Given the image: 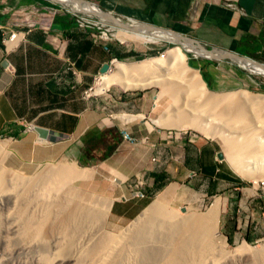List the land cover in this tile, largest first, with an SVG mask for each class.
<instances>
[{
  "label": "crops",
  "instance_id": "obj_1",
  "mask_svg": "<svg viewBox=\"0 0 264 264\" xmlns=\"http://www.w3.org/2000/svg\"><path fill=\"white\" fill-rule=\"evenodd\" d=\"M89 1L115 17L178 33L208 49L264 65V0ZM30 5L49 3L0 0V26L24 34L16 46L6 47L0 31L2 175L16 172L25 178L54 164L84 169L88 177L76 183L80 191L88 202L106 204V220L116 224L134 220L171 187L192 190L199 199L215 197L222 233L229 242L264 239V194L241 184L227 159L218 158L224 153L216 141L203 137L190 141L177 132L182 129L155 123L160 111L153 91L123 90L112 84L102 95L82 96L112 56L138 54L96 38L95 29L78 27L58 5L48 31L40 27L28 31L18 23L16 11ZM188 61L201 79V73L209 78L210 90L241 86L250 79L228 60ZM34 127L45 129L47 138H40ZM122 131L136 142L123 141ZM95 134L108 145L116 142V148L101 161L80 165L84 143ZM138 182L141 185L136 186Z\"/></svg>",
  "mask_w": 264,
  "mask_h": 264
},
{
  "label": "bare ground",
  "instance_id": "obj_2",
  "mask_svg": "<svg viewBox=\"0 0 264 264\" xmlns=\"http://www.w3.org/2000/svg\"><path fill=\"white\" fill-rule=\"evenodd\" d=\"M65 2L68 3L69 1L64 0ZM72 6L74 7L75 5ZM82 9L99 14V10L92 5L84 4ZM133 37L144 42H157L160 39L167 41L176 40L173 34L161 31H139L133 33ZM182 43L185 50L194 51V46L190 41L186 40ZM166 54V61H162L160 58H152L133 63L116 62L115 69H111L110 73L108 72V74L104 75L103 81L96 91L102 92L112 84L119 86L123 90L144 88L152 84H163L167 78L166 76L164 79L153 80L150 77H145L147 76L146 73L152 72L150 71L152 69L164 66L167 64V61L175 62L177 66L174 72L177 70L180 79H184L183 81H185L177 82L186 84L188 96L190 98L195 97L193 99H196V101L192 100V102L199 103V107L194 106V103H190L189 106L184 107L186 112L174 113L170 117L164 116V119L159 120V118L155 120V123L160 126H169L182 130L192 128L206 137L220 139L226 146L228 158L226 159L230 162L234 171L241 177L252 178V181L256 183V178L258 177L255 175V178L254 173H264V95L248 94L245 91L228 95H212L206 89L197 71H193L186 66L185 55L181 48L176 46L169 49ZM197 54H202V51H197ZM247 70L255 74L264 75L263 71L251 66ZM174 86H168V94L173 99L177 96L175 94L177 85ZM215 119H221L220 124L218 123L220 126L216 127L212 125L214 123L212 121ZM82 170L81 173L75 170L74 166H70V168L62 167L58 171L41 173L38 179H30L28 182H24L18 178L16 184L21 186L23 184L21 192L25 190L26 185L29 188L36 181L40 182L39 184L42 185L38 189L40 195L37 197L30 195L27 198L28 200L37 198L38 200L35 202L39 203L35 204L33 206L34 209L32 208L30 212H20V208L17 206L19 203H15L17 197L13 199V207L19 208L18 211H15L16 215L23 219H21V222H18V218L14 219L13 217L11 220H7V217L4 218L8 224L6 226L8 234L6 240L11 238L9 234L14 236L17 231H20V227H13L14 224L21 223L23 225L22 228H31L33 232H40L44 228L42 225L55 223L56 219H41V217H50L52 215V212H49L45 206L46 202L52 199V197L46 192L63 187L64 182L68 180L73 183L76 181L84 182L87 177ZM8 180L6 181L7 184H9ZM3 181L5 182V180ZM18 189L19 187L16 189L14 186L7 188L9 191H16ZM72 191H75V189L72 188ZM1 194L4 195L3 193ZM75 197L78 199L85 198L81 193L75 194ZM75 197L74 200H76ZM167 197H169V193L168 190H165L138 216L135 224L131 225L130 229L118 235L106 236L102 232V227L99 223L96 226L90 225L74 242V238L72 237L57 236L52 238L50 244L40 245L41 248L39 249H41L42 254L50 264H221V259L233 260L235 257L249 258L248 260L264 264V246L260 250L250 251L245 244H242L231 254L225 250L226 243L217 230L213 232V238L210 239L209 233L212 228H215L218 221L219 205L217 202H214L210 206L209 213L206 216L188 215L180 217L175 210L166 205ZM0 199L2 200L3 196ZM17 202L19 201L17 200ZM0 205L6 207L3 202ZM43 206H45V210H43ZM70 206V209L64 215L60 212L62 216L57 219L60 225L58 227L60 232L62 230L66 231L69 224H86L89 222V217L86 215L87 213L83 207L79 204H72ZM97 207L98 212H103L105 211L106 204L100 203ZM80 212H85L86 214L83 215L88 218L86 217L87 219L83 220L74 219L82 215H80ZM1 217L3 218L4 216ZM6 243L9 246V243ZM23 250L21 252L18 250L17 254L32 255L31 252H24ZM37 253L39 256L37 257V264L40 261L44 263L43 255L40 252ZM12 255H14L13 252ZM12 255L8 252V248L0 251V256L6 259L4 264H24V262L18 263L14 261ZM30 255L27 257H30ZM32 256L31 258H33Z\"/></svg>",
  "mask_w": 264,
  "mask_h": 264
},
{
  "label": "rangeland",
  "instance_id": "obj_3",
  "mask_svg": "<svg viewBox=\"0 0 264 264\" xmlns=\"http://www.w3.org/2000/svg\"><path fill=\"white\" fill-rule=\"evenodd\" d=\"M109 25H107V26L110 28V34L112 35L111 36L112 42L117 44L119 47H126V48L133 49L138 54V56H135L133 58L129 57V58H125V59H119L118 62L133 63V62H139V61L148 60V59H152V58H160L159 55L161 53H164V57L160 58V60L166 61V58H167L166 52L169 49H172V48L178 46L179 48L182 49V52L185 55L186 66L189 67L190 69H192L193 71L194 70L197 71V69H195L194 67L189 65L188 60L189 59H195V58H202V56H200V55L198 56L194 52H186V51H184V49L179 44H177L175 42L167 41L165 39H160L157 42L139 41L133 37V33H135V32L130 33V32H127L125 30L122 31V29H119V28L113 26L112 24L110 25L111 27ZM124 35H126L127 37ZM148 53H153V55L149 56ZM223 61H225V60H223ZM228 61H230V60H228ZM230 62L233 65H237L236 63H234L232 61H230ZM176 66L177 65L175 62H171V61L168 62L167 61V64H165L164 66H161V67L156 68V69H152V70H150L152 72L146 73L147 76H145V77H150L153 80H157L159 78L164 79V77L166 76L167 78L165 79V82L163 84H160V85L152 84L148 87L135 88L134 89L135 91H144L147 89V90L154 92V94L157 97L158 104H159V111H160V116H159L160 119L159 120L164 119V116L170 117V115L174 114V113L186 112L184 107L189 106L190 103H194V102H192V100L196 101V99H193L195 97L190 98V96H188L186 84L177 82V81H181V82H185V81H183L184 79H180V76L177 73V70L174 72V69ZM112 67H114V64L112 65ZM245 72L247 73V75L250 79L248 82L242 83L241 86L232 87V88L224 89L221 91L210 90L207 87H206V89L209 92H211L212 95H228V94H233V93H239L241 91H245L248 94L250 93V94L264 95V91L260 88V85L264 86V75L255 74V73H252L249 71H245ZM197 73L199 74L198 71H197ZM199 76H200V74H199ZM172 85L173 86L177 85V88L175 89V91H176L175 94L177 96L174 99L168 94V86L170 87ZM114 86L117 88H120L119 86H117L115 84H114ZM196 104L197 103H194L193 105L196 107H199V103L197 105ZM220 120L221 119H215L214 121H212V122H214V123H212V125L213 126L215 125L216 127L220 126V125H218V123L221 122ZM177 132H180L184 137H186V138L189 137L192 140H194L195 138H202L203 137V138H209V139L216 141L220 145L222 152L224 153V157L227 158L226 146L222 143V141L220 139H218L216 137L215 138L206 137V136L202 135L200 132H198L192 128H186V129H183L182 131L179 130ZM192 135H195V137L193 138ZM229 164H230V162H229ZM230 166L232 167L231 164H230ZM62 167H69L70 168V166H66V165L61 166V165H57V164L41 166V167L37 168L35 171H33L30 174V176L25 177V178L19 177V175L16 174V172L11 173V174L8 173L7 177H4L3 176L4 174L2 175V173L0 172L1 173L0 174V177H1L0 178V188H1L0 189V197L3 196V199L2 200L0 199V203L3 202L4 205L6 206V207H4V206L0 205V251L8 248V252L10 253V255H12V252L14 254V255H12L13 260L18 262V263L24 262V264L25 263L30 264L32 261L33 264H37V262H38L37 257H39L37 252H40L42 254V251L39 248H41V246H43V245H47L48 243L50 244L53 237H57V236H59V237H61V236L72 237V238H74V240L72 239L74 242V241H76V238H79L84 233L85 229H88L90 227V225L96 226V225H99V223H100V226L102 227V232L105 233L106 236L118 235L121 232H125V230L130 229L131 225L135 224V221L138 219L139 215L134 220L130 221L129 223H122V224L118 223V224H116V223L107 222L106 214L108 213V207L107 206L105 207V211L98 212V207H97L98 205H95L93 202H90V201L88 202L87 199H85V198H79L78 199L77 197H75V194H79V193H81L82 195L85 196V193L83 194L80 191V186L78 184H76V183H78V181L73 183L72 181L68 180V181L64 182L65 184L63 187H60L57 190H50V191L46 192L49 196L52 197V199L48 200L46 202L47 204L45 205L47 207L48 211L52 212V215L50 217H41V219H48V220L56 219L55 223H53V224L47 223V224L42 225V227H44V228L41 229L40 232H33V230L31 228H22L23 225H21V223L17 224V225L14 224L13 227H20V231H17V233L14 236L12 234H9V236L11 238L9 240H6V236L8 235L6 232V226L8 224H7L6 219H4V218L7 217V220H11L14 217V219L18 218L17 219L18 222H21V219H23V218L20 216H17L15 211H18L19 208H20L19 209L20 212L21 211H23V212L32 211V208L34 209L33 206L35 204L39 203V202L38 203L35 202L38 199L33 198L31 200H28L27 198L30 195L33 197H37L38 195H40V192H38V189L42 186L41 184H39L40 183L39 181H36V183L34 185H32V187L29 186V188H28V185H26L25 190H23V192H21L22 191L21 189L23 188L22 187L23 184H22V186L16 184V180H18V178H20L24 182H28L30 179H38L41 173L58 171ZM232 169H233V167H232ZM75 170L81 172L82 169H80V170L75 169ZM82 171L84 172V175L86 177H88L86 170L83 169ZM261 174L264 175V173H259V172L254 173V177L255 178H256V176L258 177V178H256L257 179L256 183H254V181H252L253 180L252 178H246V177H241V176H239V178H240L241 184L244 187L251 188L252 191L256 190V192L258 194L263 195L264 194V184H261L260 181H262L264 183V177ZM104 178L105 179H103V180H106V179L111 180V177L104 176ZM6 179L7 180L9 179L8 180L9 184L6 183V181H7ZM3 180H5V182ZM13 186L16 189L19 187V189L16 191L15 190H13V191L7 190V188H11ZM72 188H74L77 193L75 191H72ZM1 193H3L5 196L2 195ZM198 194H199L198 192H194L192 190L183 191V190H181V188L174 190L171 187V192H169V197L166 198V200H167L166 205L169 206L170 208H172L173 210H175L177 215L180 217L188 216V215L206 216L209 213L210 206L213 205L214 202H216V201H213L215 197L208 196L207 198L199 199ZM15 197H17V200L19 201V202H17V200H15V203H19V204H17V206H19V208L13 207L12 203H13V199ZM74 197L76 198V200H74ZM155 198H153L152 201ZM20 202H22V203H20ZM72 204H76V205L79 204L81 207H83L84 211L87 213L86 214L85 212H83V213L80 212V215L81 214L82 215L78 216L74 219L83 220V219H87L89 217V219H88L89 222L86 224H83V223L69 224V226L67 228V230L70 229L69 231H67V230L63 231L62 230L60 232V229H58V227L60 225H59L57 219L60 218V216H62L61 214L64 215L70 209V207H71L70 205H72ZM21 205H23V206H21ZM45 206H43V208ZM147 207L141 212V214L147 209ZM45 209L46 208H44L43 210H45ZM60 212H61V214H60ZM83 214L88 215V217L83 215ZM90 214H91V216H90ZM53 215H55V216H53ZM1 216H4V217L2 218ZM34 219H36V218H34ZM95 222H97V223H95ZM90 223H92V224H90ZM206 224L209 225L208 223H206ZM82 225H84V226H82ZM86 225H87V227H86ZM215 230L218 231V233L221 235V238L225 241V243H226L225 250L231 254H233L235 249L238 248L239 246H241L242 244H245L250 251L260 250L261 247L264 246V239H262L260 241L253 242V243L244 242V241H241L239 239L232 240L231 242H229L227 240L226 236L222 233L221 219L219 218V213H218V221L215 225V228H212L210 233H209L210 239L213 238V232H215ZM80 231H81V234H80ZM211 232H212V234H211ZM6 242L9 243V246L6 245L7 244ZM22 242H24V243H22ZM23 245H25V246H23ZM10 248H11V250L9 251ZM21 249L24 252L25 251H28V253L31 252L33 256L30 254H29L30 257H27L29 255H23V254H21L22 256L18 255L17 252H19V251L21 252L22 251ZM31 256L33 258H31ZM34 256H35V259H34ZM2 257L0 258V260H2ZM26 258H27V260H26ZM29 258H31V259H29ZM42 258H44L45 262L43 263V261L42 262L40 261L39 264H41V263L42 264H50L48 262V260L45 259L44 255ZM240 258L235 257V258H233V260L221 259L220 262H221V264H261L260 262H257V261L253 262L252 260H248L249 258L248 259L244 258V257H242L241 259ZM4 259H5V257H3V260ZM3 260L0 262V264H4L6 262V259L4 261ZM218 260H217V262H219Z\"/></svg>",
  "mask_w": 264,
  "mask_h": 264
},
{
  "label": "built area",
  "instance_id": "obj_4",
  "mask_svg": "<svg viewBox=\"0 0 264 264\" xmlns=\"http://www.w3.org/2000/svg\"><path fill=\"white\" fill-rule=\"evenodd\" d=\"M46 1L49 3V5H46L43 7H36V6L30 5V6L21 7L19 10H17L16 11V13H18L17 17H19L18 23L25 25L28 31H30L34 27H40L42 30L48 31L54 16L58 12V7H56V5H58L60 8H63L67 13L73 16L74 21L78 27L84 28V29H95L97 31L94 34L96 38H99L104 41H112L111 39L112 35L110 34V28L107 26L109 25V23L102 17V15H105L108 13L99 9L96 5H94L89 0H82V1L81 0H77V1L68 0L69 1L68 3L66 2L64 3V0L63 1L59 0L60 3L51 2L48 0ZM84 4L92 5L96 7L99 10V14L93 13L92 11H89V10H83L82 7L84 6ZM72 5H75V6L73 7ZM116 18L129 25L138 24L129 19H121L119 17H116ZM0 31H1L2 41L6 47H9V46L14 47L18 44V42L21 39H23L22 37H20V35H24L23 32H18L16 30H13L9 26H0ZM159 57L163 58L164 53H161ZM118 60L119 59H117V57L115 56H112L109 59V62H108L109 70L105 73H99L93 77L91 85L83 92L82 96L84 98H89L94 95H102L107 90L108 87L102 92L96 91V89L101 85L104 75L110 71L111 66L113 64L115 65V63L118 62ZM192 137L194 138L195 135H192ZM121 138L123 141H126L131 144L136 142V140L132 138L125 131L121 132ZM188 139L192 141V139H190L189 137ZM260 183L264 184L262 181H260ZM139 185H141V182H138L136 184V186H139Z\"/></svg>",
  "mask_w": 264,
  "mask_h": 264
},
{
  "label": "water",
  "instance_id": "obj_5",
  "mask_svg": "<svg viewBox=\"0 0 264 264\" xmlns=\"http://www.w3.org/2000/svg\"><path fill=\"white\" fill-rule=\"evenodd\" d=\"M51 2H59V0H48ZM69 1H77V0H69ZM82 1V0H81ZM80 1V2H81ZM109 14V13H108ZM102 15V17L109 23L112 24L113 26L125 30L127 32H139V31H148V32H169L171 34H173V36L176 38V40L171 41V42H175L177 44H179L184 50L185 48L183 47V43L186 40L190 41L191 44L194 46V51H188L185 50L186 52H194L197 54V51H202V54H197L198 56H202L204 58L207 59H215V60H230L234 63H236L240 68H242L245 71H249L247 70V68H249V66L260 69L261 71L264 72V65L261 63H258L250 58L244 57V56H240L237 54H233V53H228V52H223V51H218L215 49H208L206 47H204L203 45H201L200 43H198L197 41H194L191 38H188L186 36L180 35L178 33H174L171 31H166L160 28H156L153 26H149V25H144V24H136V25H129L127 23H124L122 21H120L119 19H117L116 17H114L113 15ZM109 70V65L108 63L104 64L102 69H101V73H105ZM251 72V71H249ZM203 81V80H202ZM204 83V81H203ZM205 84V83H204ZM33 130L39 135L40 138H47V134L48 132L45 129H41L38 127H34ZM224 156L222 155V153L218 154V158L222 159Z\"/></svg>",
  "mask_w": 264,
  "mask_h": 264
},
{
  "label": "trees",
  "instance_id": "obj_6",
  "mask_svg": "<svg viewBox=\"0 0 264 264\" xmlns=\"http://www.w3.org/2000/svg\"><path fill=\"white\" fill-rule=\"evenodd\" d=\"M115 57H117L115 55ZM117 59H120V57ZM189 63V61H188ZM191 66V63H189ZM202 80L206 83L207 87L210 88L209 78L205 76L204 73H201ZM260 88L264 91V86L260 85ZM116 142L108 145L103 141L102 135H94L89 138L85 143L82 149V155L80 160V165H89L93 162H98L103 160V158L109 156L114 149L116 148ZM96 151H103L101 156H97Z\"/></svg>",
  "mask_w": 264,
  "mask_h": 264
}]
</instances>
